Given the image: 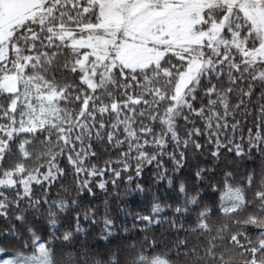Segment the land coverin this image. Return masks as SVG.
<instances>
[{"label": "snow or ice", "instance_id": "1", "mask_svg": "<svg viewBox=\"0 0 264 264\" xmlns=\"http://www.w3.org/2000/svg\"><path fill=\"white\" fill-rule=\"evenodd\" d=\"M0 264H264V0H0Z\"/></svg>", "mask_w": 264, "mask_h": 264}, {"label": "trees", "instance_id": "2", "mask_svg": "<svg viewBox=\"0 0 264 264\" xmlns=\"http://www.w3.org/2000/svg\"><path fill=\"white\" fill-rule=\"evenodd\" d=\"M150 183V181H148L147 179L145 180V185L147 187V185ZM151 194L153 196H159L161 199H164L168 196V193L165 191V188L164 187H161L159 190H157L156 188H152L151 189ZM142 198L140 197H137L135 198L133 201H132V206L135 207V205L141 201ZM145 203H147L145 201ZM121 207H123V205H121ZM141 209L140 208H136V211H140ZM146 211V209H145ZM119 219H124V217L122 215L119 216ZM131 217H128L127 218V223H128V226L131 228Z\"/></svg>", "mask_w": 264, "mask_h": 264}]
</instances>
